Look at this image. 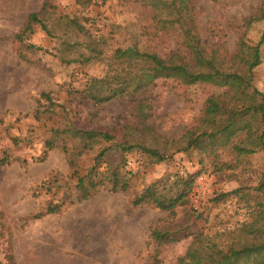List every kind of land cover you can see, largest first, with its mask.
<instances>
[{"label": "rangeland", "instance_id": "obj_1", "mask_svg": "<svg viewBox=\"0 0 264 264\" xmlns=\"http://www.w3.org/2000/svg\"><path fill=\"white\" fill-rule=\"evenodd\" d=\"M43 1L0 0V158H5L0 165V264H178L194 234L231 231L251 220L253 201L245 206L233 194L221 201L211 199L236 188L251 191L264 169L262 150L236 159L219 146V160L231 164L220 168L218 161L199 163L198 156L183 151L147 163L141 152L112 148L99 159L98 171L118 166L129 188L101 187L82 197L77 177L95 164L99 144L75 156L70 165L60 148L46 149V140L65 143L73 151L70 137L54 129L75 126L108 130L118 142L124 127L138 125L135 102L119 97L95 104L81 98L88 78L102 76L106 66L98 60H61L59 42H73L76 33L67 31L59 40L32 23L26 41L16 38L28 14L38 11ZM167 1L184 5L183 12L192 17L207 47L222 43L233 51L239 41L254 46L262 40L261 63L253 71L252 84L264 95V18L249 21L264 9V0ZM47 9L50 26L59 24L58 17L76 16L90 37L102 36L105 56L135 43L161 55L178 49L187 53L178 25L168 29L155 23L148 0H49ZM214 89L158 79L138 97L151 107L148 121L154 130L176 139L197 124L204 99ZM175 173L196 174L185 204L173 212L131 205L146 186L165 176L170 181ZM153 229L175 238L157 242L150 236Z\"/></svg>", "mask_w": 264, "mask_h": 264}, {"label": "trees", "instance_id": "obj_2", "mask_svg": "<svg viewBox=\"0 0 264 264\" xmlns=\"http://www.w3.org/2000/svg\"><path fill=\"white\" fill-rule=\"evenodd\" d=\"M148 1L155 23L168 29L178 25L182 34L181 47L187 50L186 54L178 49L161 55L154 49H143L135 43L124 48L117 47L109 56H105L102 48L104 38L90 37L76 16L64 15L57 18L59 24H47L49 0H44L38 11L28 14L23 29L15 35L17 39L26 41V32L31 31L32 23L40 24L48 36L58 37L59 40L67 31L76 33L77 39L73 42L69 38L59 42L61 60L67 63L98 60L106 66L102 76L88 78L81 98L95 104L119 97H128L135 102L138 125L124 127L118 142L108 130L75 126L54 129L58 135L67 134L70 137L75 143L73 151L65 143L59 145L53 139L46 140V149L60 148L70 165L75 164V156L94 150L99 144L94 156L95 164L77 177V186L84 193L82 197L101 187L110 191H126L129 188L128 178L125 172H118V166L109 167L104 172L98 171L99 159L112 148L121 153L132 150L141 152L146 156L147 163L165 161L173 152L183 151L198 156L199 163L218 161L220 168H230L231 164L219 160V146L226 147L224 149L236 159L243 154L264 151V95L252 84L253 71L261 63L262 40L254 46L239 41L233 51L222 43L207 47L195 29L192 17L188 12H183V9L187 10L182 3ZM260 9L259 14L249 17V21L264 18V9ZM57 27H63V32L57 34ZM79 36L87 37V40L79 41ZM28 47L41 49L30 43ZM62 51L64 53L60 55ZM65 51L72 53V56L68 58ZM158 79L187 86L203 84L215 88L204 99L197 124L186 127L176 139L154 130L148 121L151 107L144 97H138ZM4 162L5 158H0V165ZM195 175L175 173L170 181H167L168 176L164 177L165 180H156L135 195L131 205L147 204L173 212L175 207L188 201ZM161 181L165 184L161 185ZM246 190L236 188L220 193L211 200L221 201L223 197L233 194V197L243 199L245 206L253 201L251 220H244L231 231L212 235L202 232L194 234L185 254L179 257L178 264H264V169L257 184L251 191H248V187ZM150 236L157 242L175 238L173 234L158 229H153Z\"/></svg>", "mask_w": 264, "mask_h": 264}]
</instances>
